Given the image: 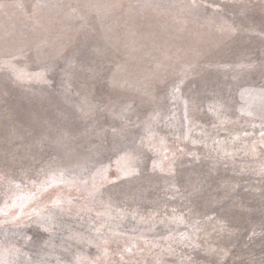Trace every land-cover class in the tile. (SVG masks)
Masks as SVG:
<instances>
[{
  "label": "rangeland",
  "instance_id": "374dc122",
  "mask_svg": "<svg viewBox=\"0 0 264 264\" xmlns=\"http://www.w3.org/2000/svg\"><path fill=\"white\" fill-rule=\"evenodd\" d=\"M41 2L48 6L34 10L37 0H3L0 9V59L15 55L28 72L47 69L51 82H18L0 72V172L21 184L17 195L36 193L26 212L42 210L52 220L47 232L36 217L22 230L0 225V241L7 234L5 246L19 249L0 260L95 258L101 252L76 237L98 242L94 229L101 228L109 241L101 264H264V44L255 34L264 27V0H196V9L187 7L191 0ZM221 18L239 31H220ZM89 67H102V74L93 78ZM114 75L124 88L112 87ZM85 99L95 107L89 116L81 111ZM126 103L132 105L128 136L114 142L111 129L120 121L111 109ZM153 115L158 154L140 145ZM57 128L74 131L68 149L51 139ZM101 143L99 154L89 153ZM120 149L136 150L140 159L131 166L139 175L119 178L118 168L130 166L119 159ZM50 164L66 182L38 191L47 178L41 169ZM97 168H106L111 182L92 199ZM6 192L0 185V205ZM57 195L64 202L54 207ZM215 221L228 229L213 231ZM181 234L189 239L181 243ZM132 244L131 253L123 251Z\"/></svg>",
  "mask_w": 264,
  "mask_h": 264
},
{
  "label": "snow or ice",
  "instance_id": "6c2138e0",
  "mask_svg": "<svg viewBox=\"0 0 264 264\" xmlns=\"http://www.w3.org/2000/svg\"><path fill=\"white\" fill-rule=\"evenodd\" d=\"M48 5L41 2V0H37V3L33 5L34 10L35 9H41L44 7H47ZM6 7V5L3 3V0H0V9H3ZM17 7H20V5H17ZM70 7V6H69ZM93 7H100L99 5H93ZM103 7H116V5H104ZM190 9H196L199 8L200 5L197 4L196 0H191L190 4L187 6ZM243 8L244 5H241ZM77 9L72 8V13L75 14ZM35 14V12L33 13ZM79 19H83V17H79ZM218 29L222 32H227L229 34H234L239 31V26H234L233 24H229L227 21H223L221 18V23L218 25ZM261 40V43L264 44V27L261 28L259 33H255ZM18 59L17 56L11 55V59H0V72H7L13 79H15L18 82H31L36 81L37 83H41L44 85H49L51 82L47 78V69H41L37 72H28L24 68H19L13 61ZM241 69H253L255 68V64L248 63L244 64L241 63L238 65ZM261 67L264 68V61L261 63ZM88 71L91 73L93 78H96L97 76L102 74V67L101 68H88ZM183 81H181L182 83ZM111 85L113 88H124L125 85H122L120 81L116 78L114 75L111 79ZM62 87L64 88L65 93H68L71 90V85L64 81L62 82ZM128 88H130L132 91L142 94L144 96L150 97V92H148L146 89H141L139 87H136L135 85H128ZM179 91V86L173 88V94ZM262 98H264V90H262ZM132 109V105L130 103L124 104L120 111H116L115 109H111L113 116L115 119L120 121L119 127H113L111 129V135L113 138V141L118 140H124L128 136L129 128L128 125L131 123L129 112ZM95 110V107L88 104L86 99L81 105V111L84 116H89L91 112ZM158 115V114H157ZM186 118V117H185ZM155 119V115L149 116L148 119L145 121L144 127L146 136L140 138V145L146 146L149 148V150L159 153V150L157 146L153 143L154 134L151 130V124L153 120ZM255 127V125H254ZM264 127V125H262ZM51 139L54 140V142L58 145H62L65 149H68L70 147V144L68 143L69 139L75 135L74 131L71 128H57L55 133L49 134ZM261 137L264 138V131L260 133ZM147 142V143H146ZM162 143V141H161ZM261 144H264V139L261 140ZM103 144H96L92 145V147L88 150L89 153L95 155L99 154L100 150L102 149ZM124 154L123 156L119 157L120 160H127L130 162V166L126 167L124 169H119L120 177L119 178H130L133 176L139 175V171L135 166H131L132 162H138L140 157L137 154L136 150L133 149L131 151H125L124 149H120ZM255 145L252 148L253 154L255 153ZM167 159V157H164ZM55 163V161H53ZM119 163V160H118ZM159 165L156 161H153V170H155ZM49 170L41 169V173L46 176L47 178L43 181H41L38 191H48L49 189L55 187L58 184H63L66 181L63 179L64 173L63 171L52 170V165L50 164ZM161 170H163L161 168ZM169 172L172 171L171 167L168 169ZM261 174L264 175V168L261 169ZM92 180V191L89 193V198L94 199L95 195L98 194L99 189L103 187L104 182H111L108 180L107 176V169L106 168H97L94 173H92L91 176ZM83 184L87 185L88 181L84 180L82 181ZM7 185V192L5 193V198L3 200L2 205H0V217H3V219H0V225L4 224H12L15 229L22 230L23 227L28 224L30 221H32L33 217H36V223L37 225L42 228L44 231H49V224L51 223L52 217L51 216H43L42 210H36L33 209L31 212H26L25 208L26 206L36 198V193H27L24 195H17L16 193L21 190V184L15 182V178L10 177L7 172H0V185ZM35 187V183L33 184ZM193 191H197V189H193ZM64 201L62 198L57 195L52 200V205L59 206ZM68 203H71V201H68ZM16 209H19V211H15ZM99 215V214H98ZM178 221L182 222V217L176 218ZM209 222H213V217H208ZM210 226H212L213 231L219 230V231H226L228 229V225L220 222L215 221L214 223H211ZM103 227V226H101ZM201 229L197 228V231H200ZM262 232H264V225L261 226ZM94 233L96 236V241L94 242L92 238H85L82 235H77V239L81 242H86L89 245H94L99 252H101V255L96 256L95 258H89L88 256L82 254V253H76L74 255V258L69 264H101L103 260L108 258L109 251L107 248V245L109 243L108 239L104 237L103 233L101 232V228H95ZM13 235H16V232H13ZM253 235H255V232H253ZM30 239V237H28ZM166 239H173V237L169 236ZM189 237L186 234H181L180 236V242L183 243L185 240H188ZM10 243L8 240L7 234H5L4 241H0V255H3L4 253L8 254H14L18 253L19 249L12 247H6L5 245ZM151 242L145 241V244L148 245ZM157 244H152V247H157ZM136 245L132 244L131 247H125L124 252L131 253L132 249L135 248ZM165 251H168L169 253H172L174 250L171 248V245ZM210 252H216V249H209ZM223 255H227L226 252L223 253ZM223 255L220 257L221 260H223ZM121 260H123V256H121ZM0 264H5L4 261L0 260ZM28 264H32V261L29 260ZM39 264H48V261L41 260ZM57 264H61V261L59 258H57ZM159 264V261H158Z\"/></svg>",
  "mask_w": 264,
  "mask_h": 264
}]
</instances>
